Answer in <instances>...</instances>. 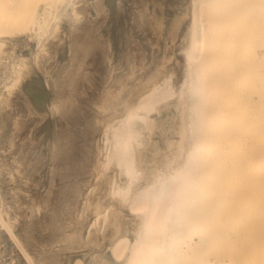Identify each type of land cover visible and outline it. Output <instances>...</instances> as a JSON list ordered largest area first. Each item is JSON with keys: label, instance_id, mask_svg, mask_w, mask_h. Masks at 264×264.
<instances>
[{"label": "bare ground", "instance_id": "obj_1", "mask_svg": "<svg viewBox=\"0 0 264 264\" xmlns=\"http://www.w3.org/2000/svg\"><path fill=\"white\" fill-rule=\"evenodd\" d=\"M254 20L264 22V0H75L74 63L52 85L46 162L23 159L2 194L0 239H16L3 264H251L252 239L264 257V210L258 225L238 208L243 174L221 155L253 114L250 66L235 48L260 50L246 40ZM259 89L264 124V65ZM169 122L178 140L159 153L151 141Z\"/></svg>", "mask_w": 264, "mask_h": 264}, {"label": "rangeland", "instance_id": "obj_2", "mask_svg": "<svg viewBox=\"0 0 264 264\" xmlns=\"http://www.w3.org/2000/svg\"><path fill=\"white\" fill-rule=\"evenodd\" d=\"M74 1L0 0V215H4L6 211L7 215H10L6 198L3 197L5 203L1 198L6 189L16 187L13 168L23 159L33 164L38 159L40 162H46L42 160L46 153L45 139L52 135L51 119L56 112L51 98L52 85L56 74L70 70L74 63L71 44L75 33L68 27L67 22ZM263 26L264 22L260 24L254 20L252 35L246 39L248 42L254 39L260 41L261 45L257 46L260 50L243 52L241 41L236 45L235 62L240 65V62L244 61L250 66L253 93L250 102L248 96L246 97V103L251 112L253 110V114L247 124L236 128L234 136L229 137L230 143L224 145L221 150L223 159L226 155L229 162L232 161L229 172L236 174V177L243 174V183L237 188L241 192H236L235 203L240 209H250L251 218L258 225L261 221L258 213L264 210V124L259 89L264 65V60L260 58L264 50ZM15 39L20 40L14 41ZM49 43L54 44L51 45L53 50L46 59L49 67L48 70L41 71L39 67L42 52ZM178 55L179 53H175V57H179ZM241 55L244 59L240 61ZM177 62L178 59L170 65L172 84L176 92L172 102L177 100V92L183 80ZM59 85L63 88V84ZM10 97H14L17 102L5 108L4 102ZM17 118L21 121L19 125L15 122ZM18 126L24 127L25 131L16 133ZM30 132L32 136H28ZM177 140V129L169 122L166 133L151 142L158 148L159 153H163L174 148ZM123 214L124 212H121L119 216ZM5 221L9 223L11 219L7 218ZM1 238L0 247L8 248V252L5 257L0 255V264L12 262L13 253L10 250L14 247L16 239H3L4 235ZM252 240L256 244L253 245L255 257L251 264H264L261 254L262 239ZM245 259L246 257L241 259L240 264H247Z\"/></svg>", "mask_w": 264, "mask_h": 264}]
</instances>
